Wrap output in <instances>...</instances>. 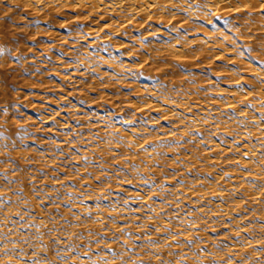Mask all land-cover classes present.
Returning a JSON list of instances; mask_svg holds the SVG:
<instances>
[{
    "label": "rangeland",
    "instance_id": "rangeland-1",
    "mask_svg": "<svg viewBox=\"0 0 264 264\" xmlns=\"http://www.w3.org/2000/svg\"><path fill=\"white\" fill-rule=\"evenodd\" d=\"M67 7L0 26V264H264V162L237 151L264 142L211 110L243 94L264 121V3L124 23ZM197 105L212 126L188 127Z\"/></svg>",
    "mask_w": 264,
    "mask_h": 264
},
{
    "label": "bare ground",
    "instance_id": "bare-ground-1",
    "mask_svg": "<svg viewBox=\"0 0 264 264\" xmlns=\"http://www.w3.org/2000/svg\"><path fill=\"white\" fill-rule=\"evenodd\" d=\"M248 3H255L256 5H259V4L261 5L264 3V0H0V26L2 23L4 24V22H6L8 18H11L15 10L23 11L26 15H29V14H34V13L38 14L45 10L50 11V12L60 11V9L73 5L74 8L76 7L77 9H82L88 14H92V15L94 14L95 16L97 15L100 16L104 14H111V15L114 14L118 17V19H122V23H124L128 19H132V18L141 19L140 21H146V20L159 21L160 19L161 20L163 19L186 20L188 18H200V17L205 18L206 15L208 14L207 12L211 14L221 9L228 10V11L240 9ZM2 4H6L12 7V9H10L11 11L9 14H5L6 10H4L1 7ZM260 30H264V27ZM95 33L96 31H92V30L89 32V34L91 35ZM209 39L211 38H208V40H206L202 36V38H195L193 42L198 47L210 49L209 46L211 45L210 43L212 42H210L211 40L209 41ZM214 43H217V42L214 41ZM166 52H168L170 55L175 56V57L182 56L184 52V45L178 46L176 44H172L167 47ZM100 74H102V72ZM254 75L261 76L262 73H255ZM242 96L244 95L237 94L232 101H229L227 103H224L222 105H218L215 107L212 106L211 110H217L220 107L221 108L225 107L224 109H227V110L230 109V111L236 112L235 113L236 118L234 117L235 119L233 118V121L229 120L228 118L225 117L226 115L224 114V112L226 111H224L223 114L225 115L224 116L225 118L220 117L222 114L217 115L219 118L215 119L213 117L215 124L211 123V121H209L208 119V121L211 123L209 124V126H212L214 124V127L218 126V128L221 129V131L223 130L225 131L231 125L236 126L235 125L236 123L244 124L245 122H247L249 123L248 126H250L251 128L248 129V127H246L247 125L244 126L243 129L240 130L241 137L245 139L244 137H248L252 133V137L256 138L260 142H264V121H262L259 118V116L253 115L247 110L239 109L238 107L239 105L236 104L238 103V101L235 99H238ZM163 101L165 102L163 103V105H159V107H161V113L166 116H176L177 117L178 116L176 114L177 107L175 108V106L177 105H180L179 108L188 107V103H187L188 101H184L183 103H180L178 101L173 102L172 100H164V99ZM198 107L201 113L192 114L191 116L187 118L186 121H187V124L189 125L188 127L193 128V127H198V126H202V127L208 126L207 125L208 121L206 120L207 119L206 112L207 113L209 112L208 108H205V107L200 108V106ZM216 114L218 113L215 112V115ZM260 114H263V113H260ZM237 128H239V125L237 126ZM126 137L128 138L130 146L137 147L139 143L137 144V142L132 139V135H129ZM129 143L127 144L129 145ZM238 146L227 147V149H231V148L237 149ZM212 148L215 151L219 150L218 145H213ZM262 148L263 149H261L258 144L255 145V144H251L250 142H247L246 144H242L241 146H239L238 147L239 150L237 151L240 152L241 156L239 158L241 159L242 163L249 165L248 167L249 169L251 168L253 169V168H258L260 166V164H258L259 162L261 163L264 162V144L262 145ZM225 150L226 148L224 149V151ZM150 157L151 156L146 155V158L149 159ZM262 175H264L263 172H262ZM242 179L243 178L240 179L241 181L235 179L236 180L235 182L237 184L234 185V187L244 186L245 184L244 182H242ZM243 188H246L245 190L248 191L249 193L248 195L252 197L258 194L257 191L250 192V190H248V187H243ZM198 192H200V190H198ZM208 192L212 195L220 194L219 193L220 191H218L217 189L213 187H211ZM190 193L192 194L194 193V191H190ZM215 206H216L217 212H221V213L224 212V209L222 208L221 205L216 204ZM235 246L238 247V245L236 244ZM238 248H240V246Z\"/></svg>",
    "mask_w": 264,
    "mask_h": 264
}]
</instances>
